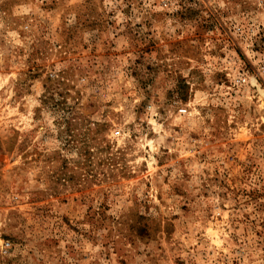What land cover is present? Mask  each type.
Masks as SVG:
<instances>
[{
	"label": "rangeland",
	"instance_id": "rangeland-1",
	"mask_svg": "<svg viewBox=\"0 0 264 264\" xmlns=\"http://www.w3.org/2000/svg\"><path fill=\"white\" fill-rule=\"evenodd\" d=\"M0 264H264V0H0Z\"/></svg>",
	"mask_w": 264,
	"mask_h": 264
}]
</instances>
